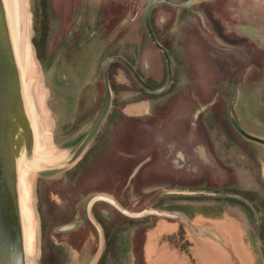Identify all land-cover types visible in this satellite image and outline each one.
Instances as JSON below:
<instances>
[{
    "label": "rangeland",
    "instance_id": "rangeland-1",
    "mask_svg": "<svg viewBox=\"0 0 264 264\" xmlns=\"http://www.w3.org/2000/svg\"><path fill=\"white\" fill-rule=\"evenodd\" d=\"M149 1H17L27 81L53 159L28 167L23 184L33 232L27 264H91L99 235L87 204L98 193L134 211L158 207L190 220L204 213L197 220L208 227L211 214L230 212L250 230L246 247L239 229L216 223L231 248L177 219L130 217L98 201L93 211L106 234L98 264H264V142L250 137L264 140V0L155 4L150 17L169 48L171 85L150 92L112 62L111 109L72 160L104 106L108 57L124 56L156 85L167 79L143 22Z\"/></svg>",
    "mask_w": 264,
    "mask_h": 264
},
{
    "label": "water",
    "instance_id": "water-1",
    "mask_svg": "<svg viewBox=\"0 0 264 264\" xmlns=\"http://www.w3.org/2000/svg\"><path fill=\"white\" fill-rule=\"evenodd\" d=\"M195 0H150L144 9L143 22L153 43L162 51L167 66V79L162 86L149 83L136 67L124 56L108 57L103 64L105 85L104 106L90 131L76 149L72 160H76L94 139L111 109L113 94L110 85V65L114 61L123 62L137 81L148 91L160 93L166 90L173 80L172 59L168 48L158 39L152 22L151 9L159 2L176 6H188ZM14 3L0 0V264H27L28 244L26 242L25 211L23 199L22 171L24 167L38 168L41 161L36 150L43 137L41 117L30 92L25 65L15 39ZM250 136V135H248ZM251 138L264 140L255 136ZM106 201L130 217L157 215L177 219L194 228L192 221L176 210L147 207L139 211L126 208L111 195L98 193L87 204V214L95 225L99 244L91 264H98L106 247L105 231L94 215L96 202Z\"/></svg>",
    "mask_w": 264,
    "mask_h": 264
},
{
    "label": "crops",
    "instance_id": "crops-1",
    "mask_svg": "<svg viewBox=\"0 0 264 264\" xmlns=\"http://www.w3.org/2000/svg\"><path fill=\"white\" fill-rule=\"evenodd\" d=\"M203 214L204 213H202V214L197 213L191 218V221L194 225V228L187 226L195 234H197L198 236H202V237H211L214 239V241L218 242V244H221L224 246L225 245L228 246V244H229L232 248L233 243H232V238L230 237L229 231H227L221 227L222 229L225 230V231H222L221 229H218L215 226L216 223L221 225V226H226L229 224V226L233 225L234 226L233 228L239 229V231L242 233V235L244 237V239L242 240V245L246 246V247L248 246L247 237H248V232H250V230H249V224L245 218H243L242 216L233 215L230 212H224V214H211L209 217L212 216V218H214L213 220L215 222L214 223L212 222L213 226L208 227V226L204 225L202 222H198V220L207 217V216H205L206 214H204V215ZM167 220L170 221L169 219H167ZM175 221L180 223L178 220H175ZM215 239H219V240H215ZM253 243H254V248H255L254 251L255 252L257 251L259 253L257 246L255 245V242H253ZM147 244H149V242L146 240L145 245H144V250H147ZM240 262H241V264H243L241 258H240ZM256 262H257L256 264H260V258Z\"/></svg>",
    "mask_w": 264,
    "mask_h": 264
},
{
    "label": "bare ground",
    "instance_id": "bare-ground-1",
    "mask_svg": "<svg viewBox=\"0 0 264 264\" xmlns=\"http://www.w3.org/2000/svg\"><path fill=\"white\" fill-rule=\"evenodd\" d=\"M18 0H10V5L14 3V11H15V21H16V25H15V39H16V43H17V47H18V51L19 54L21 56V58L23 59V64L26 66V64L28 63L29 59V48L27 47L26 44V37H25V32L21 33L20 31V26H19V20L17 19L18 16ZM41 117V116H40ZM41 122H42V118H41ZM43 124V123H42ZM40 130H43V126L41 125ZM46 143H45V137H40V143L37 146V156L41 161V164H49L50 162H53V159L50 158V156H48V151L46 150ZM29 168L28 167H24L23 171H22V182L24 184V181L28 179L29 176ZM25 211V228H26V242L27 244L30 243V241H32V236H33V232H32V225L30 220H28V212L26 210V207L24 208Z\"/></svg>",
    "mask_w": 264,
    "mask_h": 264
},
{
    "label": "trees",
    "instance_id": "trees-1",
    "mask_svg": "<svg viewBox=\"0 0 264 264\" xmlns=\"http://www.w3.org/2000/svg\"><path fill=\"white\" fill-rule=\"evenodd\" d=\"M151 22H152V20H151ZM153 25V24H152ZM153 28H154V25H153ZM154 31H155V28H154ZM147 32V31H146ZM155 33H156V31H155ZM43 37H41V41L42 42H44L45 41V34H46V31H44L43 33ZM148 34V33H147ZM156 35H157V33H156ZM149 36V35H148ZM157 37H158V35H157ZM149 38H150V36H149ZM151 39V38H150ZM158 39L160 40V38L158 37ZM152 41V40H151ZM161 41V40H160ZM152 43H153V41H152ZM154 44V43H153ZM167 48H168V46H167V44H165V43H163ZM36 45H38V47L39 48H41V46H42V44H41V42L39 43L38 41L36 42ZM155 45V44H154ZM156 46V45H155ZM157 47V46H156ZM169 49V48H168ZM164 55V54H163ZM112 65V64H111ZM111 65H110V69H111ZM129 69V68H128ZM140 72V71H139ZM141 73V72H140ZM109 75H110V70H109ZM141 75L143 76V74L141 73ZM144 77V76H143ZM146 80L149 82V83H151V84H153V85H155V86H162V85H156V84H154L153 82H151V80H149V79H147L146 78ZM86 105H85V108H83V112H87L88 111V108H89V105L91 104V102H89V99H86ZM242 202V201H241ZM240 202V203H241ZM94 212V211H93ZM96 216V215H95ZM105 236H106V234H105ZM102 258V257H101Z\"/></svg>",
    "mask_w": 264,
    "mask_h": 264
}]
</instances>
